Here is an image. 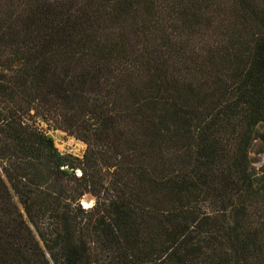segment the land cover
<instances>
[{
  "label": "trees",
  "instance_id": "obj_1",
  "mask_svg": "<svg viewBox=\"0 0 264 264\" xmlns=\"http://www.w3.org/2000/svg\"><path fill=\"white\" fill-rule=\"evenodd\" d=\"M257 142L264 0H0V264H264Z\"/></svg>",
  "mask_w": 264,
  "mask_h": 264
},
{
  "label": "rangeland",
  "instance_id": "obj_2",
  "mask_svg": "<svg viewBox=\"0 0 264 264\" xmlns=\"http://www.w3.org/2000/svg\"><path fill=\"white\" fill-rule=\"evenodd\" d=\"M49 133L54 137L56 147L61 153H71L75 156L82 157L86 149L84 142L61 130H50ZM251 156L255 161L256 169L259 170L264 164V147L259 142L255 143ZM82 203L85 207L90 208L94 204V197L87 195Z\"/></svg>",
  "mask_w": 264,
  "mask_h": 264
}]
</instances>
